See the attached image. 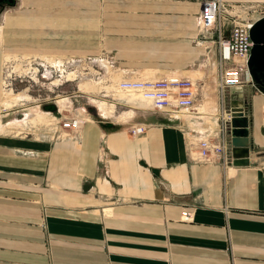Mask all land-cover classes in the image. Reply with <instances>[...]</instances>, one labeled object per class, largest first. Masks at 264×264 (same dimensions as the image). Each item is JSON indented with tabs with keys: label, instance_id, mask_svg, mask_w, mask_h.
Here are the masks:
<instances>
[{
	"label": "crops",
	"instance_id": "obj_1",
	"mask_svg": "<svg viewBox=\"0 0 264 264\" xmlns=\"http://www.w3.org/2000/svg\"><path fill=\"white\" fill-rule=\"evenodd\" d=\"M102 1L100 16L99 0L0 1V18L11 19L7 40L0 24V113L4 58L14 50L110 55L115 65L104 77L121 80L194 79L204 83L199 114L138 97L106 116L76 89L67 118L86 120L75 133L0 132V264H264V93L247 74L221 103L219 45L200 28L204 0ZM222 1L235 15H226L225 35L234 20L264 16V0ZM84 15L102 18L90 38L82 21H65ZM235 101L249 117L250 163L198 161L194 143L218 136L223 124L231 141ZM135 124L146 133L132 136ZM184 209L195 210L193 220L182 219Z\"/></svg>",
	"mask_w": 264,
	"mask_h": 264
},
{
	"label": "built area",
	"instance_id": "obj_2",
	"mask_svg": "<svg viewBox=\"0 0 264 264\" xmlns=\"http://www.w3.org/2000/svg\"><path fill=\"white\" fill-rule=\"evenodd\" d=\"M228 6L222 0H204L200 14V28L202 35L215 39L219 45V77L217 89L220 94L221 103L224 104L227 90L239 87L244 84V77L249 75V60L252 54L254 41L251 36V29L255 21L234 20L229 35H225L224 27L226 15H232ZM37 61L36 74L41 75L49 81L63 79L72 73L77 77H90L102 81L105 73L115 65V59L110 55L99 57H68L61 60ZM42 69V71H41ZM103 76V77H102ZM62 81V83H61ZM118 87L128 93H137L141 98L158 109L169 113H185L188 115L199 114L196 112V103L203 89L204 83L171 75L161 79H122ZM230 121L231 115L228 112ZM85 119L75 116L67 118L63 122V128L71 131H78ZM227 125L223 124L222 132L215 137H203L195 142L198 161L213 162L219 161L228 164L233 161L232 144L226 136ZM144 125H131L128 132L132 136L146 133ZM195 210L184 209L182 219L191 221L194 219Z\"/></svg>",
	"mask_w": 264,
	"mask_h": 264
},
{
	"label": "rangeland",
	"instance_id": "obj_3",
	"mask_svg": "<svg viewBox=\"0 0 264 264\" xmlns=\"http://www.w3.org/2000/svg\"><path fill=\"white\" fill-rule=\"evenodd\" d=\"M98 10L99 16L101 13H105V2L102 0H99ZM16 12L13 11L11 14H15ZM4 15L0 18V24L3 25L4 31L1 40L3 37L6 40L9 38L8 30L11 19L5 18ZM99 16L98 18L97 16L86 18L84 15L82 19L67 18L65 21L67 24L71 21L74 22V20L82 21L84 37L90 38V29H93V33H96L101 26L102 18H99ZM11 51L6 52L8 55L5 56L3 64L4 107L0 113V120L4 123L0 122V132L6 131L10 135H25L27 132H34V134L41 133L49 137L54 136V138L67 136L71 133V130L64 129L62 126L68 115H70L68 110L73 105L68 94L76 89L77 93H85L84 95L87 99L90 95V100L106 116H109V114H106V110L112 113L111 109L116 102H118L115 105L118 107V110H123L126 109V104L123 103L126 98L133 100L140 97L137 93H128L121 90L117 85L121 77H116V75H113L115 77L109 75L110 80L105 81L104 84L94 83L92 80L85 79L92 78L94 80L95 77L93 78L92 76L85 78L68 76L63 79V84H60L57 77L51 81L37 77L34 75L37 72V61H42L43 59L48 61L55 59L56 61L60 57L43 56L40 58L37 55H29L25 51ZM45 94L47 95L45 96ZM32 95H36L37 99H34ZM38 98L41 100H38ZM108 102L112 104L111 108L107 107ZM72 132L75 133V131Z\"/></svg>",
	"mask_w": 264,
	"mask_h": 264
},
{
	"label": "water",
	"instance_id": "obj_4",
	"mask_svg": "<svg viewBox=\"0 0 264 264\" xmlns=\"http://www.w3.org/2000/svg\"><path fill=\"white\" fill-rule=\"evenodd\" d=\"M1 1V0H0ZM251 36L254 41L252 54L249 60V66L252 64H264V16L257 19L251 29ZM250 82L259 91L264 93V86L257 82L256 77L253 76V70L250 69ZM231 115L228 121V132L232 144L233 163L236 165H243L250 163L251 153V139H250V123L249 117L246 114L245 107L238 104L237 101L232 102L229 111Z\"/></svg>",
	"mask_w": 264,
	"mask_h": 264
},
{
	"label": "flooded vegetation",
	"instance_id": "obj_5",
	"mask_svg": "<svg viewBox=\"0 0 264 264\" xmlns=\"http://www.w3.org/2000/svg\"><path fill=\"white\" fill-rule=\"evenodd\" d=\"M250 69L253 70V76L256 77L257 82L264 86V64L254 62L251 67L249 66V74L252 77Z\"/></svg>",
	"mask_w": 264,
	"mask_h": 264
},
{
	"label": "bare ground",
	"instance_id": "obj_6",
	"mask_svg": "<svg viewBox=\"0 0 264 264\" xmlns=\"http://www.w3.org/2000/svg\"><path fill=\"white\" fill-rule=\"evenodd\" d=\"M56 58H57V57H56ZM58 60H61V59H58ZM56 61H57V60H56ZM56 61H54V63H56ZM68 76H69V77H73V74H72V73H69ZM83 78H85V77H83ZM85 79H86V80H87V79L92 80L94 83L104 84L105 81L110 80V77L107 76V77L104 78L102 81H94L92 78H85ZM85 79H84V80H85ZM58 80H59V79H58ZM59 81H60V80H59ZM81 81H83V79H81ZM81 81H80V82H81ZM120 89H121V88H120ZM121 90H122V89H121ZM123 91H124V90H123ZM58 103H59V102H58ZM110 113H111V112H108V111L106 110V114H109V115H110ZM78 117H79V116H78Z\"/></svg>",
	"mask_w": 264,
	"mask_h": 264
},
{
	"label": "trees",
	"instance_id": "obj_7",
	"mask_svg": "<svg viewBox=\"0 0 264 264\" xmlns=\"http://www.w3.org/2000/svg\"><path fill=\"white\" fill-rule=\"evenodd\" d=\"M50 107V106H49ZM55 109V108H54Z\"/></svg>",
	"mask_w": 264,
	"mask_h": 264
}]
</instances>
